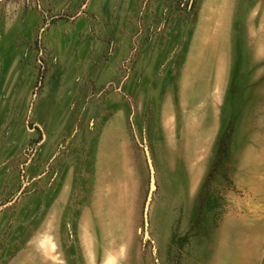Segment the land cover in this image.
<instances>
[{"label":"rangeland","instance_id":"1","mask_svg":"<svg viewBox=\"0 0 264 264\" xmlns=\"http://www.w3.org/2000/svg\"><path fill=\"white\" fill-rule=\"evenodd\" d=\"M0 264H264V0H0Z\"/></svg>","mask_w":264,"mask_h":264},{"label":"water","instance_id":"2","mask_svg":"<svg viewBox=\"0 0 264 264\" xmlns=\"http://www.w3.org/2000/svg\"><path fill=\"white\" fill-rule=\"evenodd\" d=\"M146 156H147V163H148L149 170H150V192H149V195H148L145 207H144L143 217H144V226L147 229L148 224H149V220H148L149 206H150L151 196L155 188V178H154V169H153L152 161H151V158H150V155L147 149H146Z\"/></svg>","mask_w":264,"mask_h":264}]
</instances>
